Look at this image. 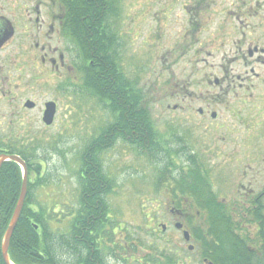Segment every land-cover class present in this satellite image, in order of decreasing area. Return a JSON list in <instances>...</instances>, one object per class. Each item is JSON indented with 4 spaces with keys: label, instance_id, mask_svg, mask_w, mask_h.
<instances>
[{
    "label": "flooded vegetation",
    "instance_id": "flooded-vegetation-1",
    "mask_svg": "<svg viewBox=\"0 0 264 264\" xmlns=\"http://www.w3.org/2000/svg\"><path fill=\"white\" fill-rule=\"evenodd\" d=\"M83 2L0 0V155L43 135L31 129L57 125L63 89L74 112L101 98L104 119L90 127L89 143L102 145L100 154L117 149L118 157L156 163L149 202L166 210V221L148 234L119 230L114 253L108 241L98 242L93 264H264V7L253 0H139L130 17L141 44L156 47L168 37L172 56L181 47L221 62V76L206 80L214 90L173 89L167 97L175 103L163 107L150 93L156 76L143 86L145 69L132 73L121 58L126 31L110 12L120 20L125 1L103 0L106 14L95 31L105 52L86 26ZM104 53L119 82V110L108 87L99 88L110 78ZM159 107L167 120H156ZM143 110L144 135L127 121Z\"/></svg>",
    "mask_w": 264,
    "mask_h": 264
},
{
    "label": "rangeland",
    "instance_id": "rangeland-1",
    "mask_svg": "<svg viewBox=\"0 0 264 264\" xmlns=\"http://www.w3.org/2000/svg\"><path fill=\"white\" fill-rule=\"evenodd\" d=\"M123 1L128 13L123 12L120 20L116 12H110L111 19L114 17L116 20V27H123L126 31L121 58L132 73L135 68L145 69L142 74V79H145L143 86L147 79L156 76L155 85L152 86L150 93L154 94L153 98H158L160 106L166 107L168 103H175L167 97L173 89H182L185 86L184 90L197 93L206 89H215L214 85L209 86L206 80L208 77L214 79L215 76H221L218 70L221 62L217 58L196 53L195 49L186 53L181 47L172 49L175 55L172 56L169 52L172 45L168 37L162 38L163 42L156 47L141 44L140 40L143 38L137 36L135 32L137 24H133L130 17L133 10L139 9V0ZM257 2L260 3V8L264 7V0H253L254 4ZM207 50L217 54L221 48ZM153 57L154 60L151 59ZM203 58L206 60L203 61ZM232 67L237 73L245 71L238 63ZM140 75L141 73H138V76ZM71 104V94L68 89H63L60 121L49 130L31 129V133L43 135L30 138L34 139L35 143L24 144L29 149H35L42 161L40 176L43 184L34 187L35 200L46 205H59L60 208L61 205L71 206L77 202L79 171L84 165L86 146L90 144L88 137L93 130L90 127L94 124L100 125L99 123L104 119L102 102L99 99L94 98L91 106L80 107L79 104L75 112L70 109ZM166 116L163 117L159 107L155 114L156 120H167L168 116L167 118ZM75 119L78 120L77 123L74 122ZM42 136L46 139L40 138ZM98 160L100 167L104 166L109 181H112L111 193L106 195L105 199L112 210L113 220L122 226L123 232L148 234L154 229L161 230L158 222L166 221V210L150 207L149 202L151 198H155L156 163L147 159H136L133 154L118 157L117 149L99 154ZM31 177L34 181L33 174Z\"/></svg>",
    "mask_w": 264,
    "mask_h": 264
},
{
    "label": "trees",
    "instance_id": "trees-1",
    "mask_svg": "<svg viewBox=\"0 0 264 264\" xmlns=\"http://www.w3.org/2000/svg\"><path fill=\"white\" fill-rule=\"evenodd\" d=\"M83 6L90 10L87 17L91 22L86 26H92L97 35V50L105 52L103 34L100 35L95 30L101 28V20L105 17L107 7L103 0H84ZM104 55L108 59L110 78L105 83H98V80L94 82L101 89L108 87L106 91L114 98L113 105L119 110V82L112 56ZM104 65L102 67L105 68ZM130 116L127 120L130 128H139L137 130H141L144 135L143 122L147 119L145 111H142V116L133 112ZM10 149L9 154L18 155L26 163L29 183L25 204L9 246V257L13 264H93L92 258L96 256L93 250L102 248L97 243L104 239L109 242L111 253L118 250L114 247L115 233L117 229H123L113 220L112 210L105 199L111 193L112 181H109L98 160L102 145L97 146L96 142L87 144L83 159L86 156L89 161L84 164L86 167L83 166V169L87 168L91 175L88 177L89 175H82L79 171L77 202L71 206L61 205L62 208L35 200L34 187L43 184L40 176L42 161L36 150L29 149L24 144L14 145ZM22 182L20 165L14 161L5 162L0 172V264H6L2 254V238L18 202Z\"/></svg>",
    "mask_w": 264,
    "mask_h": 264
},
{
    "label": "water",
    "instance_id": "water-1",
    "mask_svg": "<svg viewBox=\"0 0 264 264\" xmlns=\"http://www.w3.org/2000/svg\"><path fill=\"white\" fill-rule=\"evenodd\" d=\"M52 111V112H51ZM53 109L48 107V110L46 111V117H48L46 120L49 124L52 123V116H53ZM7 161H14L17 162L21 169H22V174H23V182H22V189L20 192V196L18 199V202L16 204L15 210L13 212L12 218L10 220V223L7 227V230L4 234L3 241H2V254L3 258L6 262V264H13L10 260L9 257V246H10V241L13 236L14 230L18 224V221L21 216L22 209L25 204V199L27 196V191H28V167L26 163L22 160L21 157L15 154H1L0 155V171L3 166V164Z\"/></svg>",
    "mask_w": 264,
    "mask_h": 264
},
{
    "label": "bare ground",
    "instance_id": "bare-ground-1",
    "mask_svg": "<svg viewBox=\"0 0 264 264\" xmlns=\"http://www.w3.org/2000/svg\"><path fill=\"white\" fill-rule=\"evenodd\" d=\"M22 189V188H21ZM15 210V209H14ZM6 232V231H5ZM5 234V233H4ZM3 237H4V235H3ZM2 241H3V238H2Z\"/></svg>",
    "mask_w": 264,
    "mask_h": 264
}]
</instances>
